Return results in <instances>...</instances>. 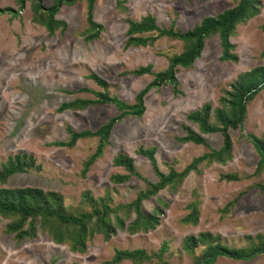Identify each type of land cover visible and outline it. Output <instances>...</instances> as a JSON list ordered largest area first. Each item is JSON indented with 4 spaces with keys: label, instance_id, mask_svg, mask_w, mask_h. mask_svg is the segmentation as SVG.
I'll use <instances>...</instances> for the list:
<instances>
[{
    "label": "rangeland",
    "instance_id": "374dc122",
    "mask_svg": "<svg viewBox=\"0 0 264 264\" xmlns=\"http://www.w3.org/2000/svg\"><path fill=\"white\" fill-rule=\"evenodd\" d=\"M44 7L53 0H41ZM238 0H96L94 20L103 25L99 38L87 40V0L62 6L55 18L67 27L52 35L34 21L32 2L23 7L19 0H0V163L16 154L35 159L29 172L17 173L1 187L6 189L32 187L59 192L64 204L76 205L83 191L96 198L109 189L115 202L128 203L147 179L158 178L150 161L138 154L140 147L156 148L155 157L161 171L173 167L183 170L192 159L211 148L220 149L224 137L220 132L203 134L205 144L183 143L186 128L199 132L197 124L188 119L191 112L210 104V111L220 106L225 91L231 89L243 74L264 67V0L259 1V14L239 24L230 38L237 61H222L218 36L207 39L201 56L193 68H180L179 93L172 85L151 89L144 98L146 107L141 118L126 117L112 130L110 144L104 155L82 175L85 160L94 152L97 138L78 140L72 147L54 142L69 141L67 127L77 132L92 131L119 112L114 105H93L84 110L60 111V107L76 98L92 99V91H102L89 76L96 74L108 85L111 95L134 103L136 94L153 80V75L135 76L127 72L152 65L158 72L168 66V57L182 51V43L162 37L153 45L126 48L127 19L139 21L151 14L162 27L183 31L193 29L204 17L216 16L236 5ZM213 120V118H212ZM248 134L264 138V89L247 106L244 128L230 129L232 157L226 163L200 164L176 190H162L158 197L142 203L151 212L160 209V224L148 233L131 234L117 229L105 240L96 233L87 241L84 252H72L67 245L54 243L41 230L36 237L18 241L6 233L9 220L0 223V264H104L117 249L157 251L167 243V263L194 264L193 257L182 247L186 236L208 232L219 235L221 242L239 248L249 243L248 235L264 234V172L256 174L259 155L247 140ZM129 154L142 177L134 176L127 183L115 185L110 176L125 174L113 165L118 153ZM236 175L237 180H229ZM196 201L199 216L196 224L183 223L189 214L188 204ZM233 202L234 204H230ZM135 214H131V219ZM199 251V249H198ZM155 262V261H154ZM119 264H134L122 261ZM215 264H264L263 257L232 260L220 257Z\"/></svg>",
    "mask_w": 264,
    "mask_h": 264
},
{
    "label": "trees",
    "instance_id": "16d2710c",
    "mask_svg": "<svg viewBox=\"0 0 264 264\" xmlns=\"http://www.w3.org/2000/svg\"><path fill=\"white\" fill-rule=\"evenodd\" d=\"M27 0H19L21 7ZM82 0H53V4L44 7L41 0H31L34 21L44 26L50 34L57 29L64 31L67 24L63 20L55 18L59 9L64 5H74ZM96 0H87V40L99 38L103 25L94 20V6ZM9 8H0V14L10 11ZM12 11V10H11ZM259 14L258 0H238L232 8L226 9L216 16L204 17L193 29L183 31L175 27L173 21L169 27H162L157 19L148 14L139 21L127 19L128 30L126 48L146 47L153 45L162 37L179 40L182 43V51L168 57L166 69L154 72L152 65L140 66L127 72L135 76L144 74L153 75V80L144 89H141L130 104L118 96L111 95L107 83L91 74L102 91H92L94 98H76L64 103L59 109L84 110L93 105H114L118 114L111 117L105 124L96 130L85 129L75 131L67 127L69 133L68 142H54L57 146L72 147L80 139L97 138L94 152L85 160L82 175L86 176L90 168L104 155L115 125L124 118H141L146 107L144 98L151 89L158 90L164 85H172L175 94L179 93L180 81L177 72L180 68H193L195 61L201 56L207 39L218 36L222 47V61H237V55L232 52L234 45L230 38L234 35L236 27L245 23ZM264 30V24H263ZM264 89V67H257L243 74L231 89L225 91L220 100V106L210 111L211 105L205 104L200 110L191 112L188 119L197 124L199 132L186 128L187 135L179 138L183 143L205 144L203 134L220 132L224 137V144L220 149L211 148L203 155L192 161L181 171L170 167L169 172L161 171L155 157L156 148L140 147L138 154L146 157L157 175L158 180L153 183L145 179L146 188L140 190L136 197L128 203L114 204L109 189L105 195L96 198L90 191H83L80 201L76 205L64 204V197L55 191H44L40 188L23 187L6 189L1 187L10 177L17 173L29 172L35 164V159L27 154L10 156L7 161L0 163V223L3 219L9 220L6 225V233H12L18 241L26 238H34L38 231L47 233L51 240L60 245H67L72 252H84L87 241L96 233L102 234L105 240L111 239L117 229L126 230L131 234L138 232L148 233L160 224V209L154 208L151 212L143 209L142 203L153 197H158L162 190H176L182 181L192 172L199 170L200 164L209 165L217 162L224 164L232 157V139L230 129L244 128L247 118V106L256 97L259 91ZM213 118V120H212ZM247 140L254 145L259 155L256 174L264 172V138L254 134H248ZM115 167H122L127 173H115L110 176V182L115 185L127 183L132 177H142L136 170L134 159L126 153H118L113 158ZM229 180H237L236 175H229ZM264 191V183L258 184ZM196 201L188 204L190 209L183 219V223L196 224L199 216ZM230 204H234L230 202ZM135 218L131 219V214ZM249 243L245 246L234 248L221 242L219 235L213 236L208 232H202L198 236H186L182 241L183 249L193 257L194 264H215L220 257L232 260L246 261L257 256L264 259V234L247 236ZM199 249V251H198ZM168 251L167 243H164L157 251L139 249H117L111 260L104 264H119L122 261H130L134 264H159L167 263L164 254ZM155 261V262H154Z\"/></svg>",
    "mask_w": 264,
    "mask_h": 264
}]
</instances>
